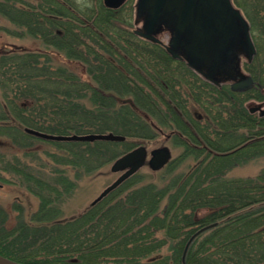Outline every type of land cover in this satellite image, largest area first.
Returning <instances> with one entry per match:
<instances>
[{"label":"trees","instance_id":"trees-1","mask_svg":"<svg viewBox=\"0 0 264 264\" xmlns=\"http://www.w3.org/2000/svg\"><path fill=\"white\" fill-rule=\"evenodd\" d=\"M251 25L257 53L245 92L206 81L160 44L135 33V3L103 0H0L15 35L40 41L0 55V137L24 149L53 134L114 132L124 142H56L47 175L0 153V180L39 198L38 210L8 230L0 207V254L24 264H264V170L229 173L264 156V0H233ZM162 129L196 164L166 182L133 175L88 210L62 218L78 181ZM28 153L26 154V156ZM157 172V173H158ZM6 174V175H5ZM161 175V174H160ZM202 213V214H201ZM217 223L191 243L200 228Z\"/></svg>","mask_w":264,"mask_h":264},{"label":"water","instance_id":"water-1","mask_svg":"<svg viewBox=\"0 0 264 264\" xmlns=\"http://www.w3.org/2000/svg\"><path fill=\"white\" fill-rule=\"evenodd\" d=\"M126 1L104 0V4L108 8L118 9ZM141 21L142 27L135 29L137 35L162 45L174 59L185 61L205 79L217 85L224 81L231 82L234 91H246L255 87L253 77L243 71L241 63L243 58L250 62L253 60L257 53L256 47L251 37L250 24L233 0H137L136 24ZM163 32L171 36L167 44L159 38V34ZM249 111L259 112L260 116H264V102L252 105ZM25 132L43 140L57 142L126 140L125 136L114 132L65 135L28 127ZM171 159L172 152L168 146L149 152L145 145H139L122 154L111 165L112 172L121 174L92 204L108 196L144 166L159 171ZM216 225L217 223L206 225L189 238L183 253V262L193 240ZM0 264L24 263L0 254Z\"/></svg>","mask_w":264,"mask_h":264},{"label":"rangeland","instance_id":"rangeland-1","mask_svg":"<svg viewBox=\"0 0 264 264\" xmlns=\"http://www.w3.org/2000/svg\"><path fill=\"white\" fill-rule=\"evenodd\" d=\"M132 2L135 3L136 0H132ZM135 28L136 26L133 27V29ZM15 30L12 23L0 14V51L9 50L18 46L30 49L41 46L39 40L29 35H24L23 37L15 35ZM159 38L165 44L168 43V33H162ZM243 70L248 74L245 68ZM261 102L264 101L251 99L245 105L249 109L253 104ZM255 114L258 115V113ZM138 143L135 145L136 147L145 145L149 151L162 146H168L172 152V159L175 160L176 170L173 172L175 174L188 172L196 164V157L184 155V147L171 140V133L165 129L158 132V135L154 139L139 141ZM55 151H57V148L51 141L36 139L28 148L20 149L14 147L6 138L0 137V153L6 152L9 155L16 154L22 157L23 160L30 161L33 164V171L40 172L44 176L52 168L50 153ZM27 153L28 155L26 156ZM113 161L106 163L98 170L82 177L78 181L76 189L60 205L62 218H70L88 210L101 192L119 177L121 173L111 171ZM262 170H264V156L253 159L245 165L233 169L229 175L231 177L255 176ZM159 172H154L149 166H144L135 174L136 176L133 178V182L145 183L156 180L162 183L173 176V173H169L167 169L163 171L164 174ZM0 184H2L0 187V207L7 217L5 227L11 230L17 225L20 219L26 220L38 210L39 198L22 186L6 183L1 180Z\"/></svg>","mask_w":264,"mask_h":264},{"label":"flooded vegetation","instance_id":"flooded-vegetation-1","mask_svg":"<svg viewBox=\"0 0 264 264\" xmlns=\"http://www.w3.org/2000/svg\"><path fill=\"white\" fill-rule=\"evenodd\" d=\"M142 22V21H141ZM142 24V23H141ZM168 36H169V34H168ZM223 84H228V85H230L231 86V83H229L228 81H224V82H222ZM263 94H264V91H263ZM262 101H264V100H262Z\"/></svg>","mask_w":264,"mask_h":264}]
</instances>
